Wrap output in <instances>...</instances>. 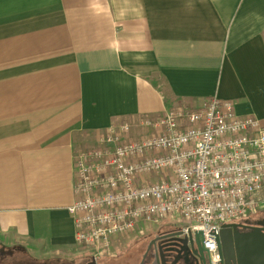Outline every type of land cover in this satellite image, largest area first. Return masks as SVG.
<instances>
[{
  "label": "crops",
  "instance_id": "0c3cea01",
  "mask_svg": "<svg viewBox=\"0 0 264 264\" xmlns=\"http://www.w3.org/2000/svg\"><path fill=\"white\" fill-rule=\"evenodd\" d=\"M213 96L264 127V0H0V244L72 257L76 151Z\"/></svg>",
  "mask_w": 264,
  "mask_h": 264
},
{
  "label": "built area",
  "instance_id": "2783aa9c",
  "mask_svg": "<svg viewBox=\"0 0 264 264\" xmlns=\"http://www.w3.org/2000/svg\"><path fill=\"white\" fill-rule=\"evenodd\" d=\"M73 171L77 248L110 255L116 239L160 221L186 237L200 232L218 264L222 225L264 209V127L213 96L111 123L76 151Z\"/></svg>",
  "mask_w": 264,
  "mask_h": 264
},
{
  "label": "flooded vegetation",
  "instance_id": "af4514ba",
  "mask_svg": "<svg viewBox=\"0 0 264 264\" xmlns=\"http://www.w3.org/2000/svg\"><path fill=\"white\" fill-rule=\"evenodd\" d=\"M239 226L219 231L218 264H256L252 248L264 244V209L248 218L234 222ZM0 264H210L207 252L194 238L184 236L179 227L161 224L136 231L131 238L112 248L110 255L95 258L89 249L77 248L70 258L37 259L18 246L0 250Z\"/></svg>",
  "mask_w": 264,
  "mask_h": 264
},
{
  "label": "water",
  "instance_id": "95a60500",
  "mask_svg": "<svg viewBox=\"0 0 264 264\" xmlns=\"http://www.w3.org/2000/svg\"><path fill=\"white\" fill-rule=\"evenodd\" d=\"M239 225L236 224V223H228V224H223L222 227H221V230H231V229H235L236 227H238ZM220 235L217 236V241L219 240ZM194 238L195 242L198 244L204 249L203 247V240H202V236H201V233L198 232L195 234L194 237H190V240ZM252 252L254 253L253 255H256V257L258 258L256 264H264V244L262 246H255L252 248ZM205 250V249H204ZM206 251V250H205Z\"/></svg>",
  "mask_w": 264,
  "mask_h": 264
},
{
  "label": "rangeland",
  "instance_id": "374dc122",
  "mask_svg": "<svg viewBox=\"0 0 264 264\" xmlns=\"http://www.w3.org/2000/svg\"><path fill=\"white\" fill-rule=\"evenodd\" d=\"M88 145H91V144H88ZM86 147V146H85ZM161 224H166L165 222H155V223H152V226H149V228L150 227H155V226H158V225H161ZM133 234H135V232H133V233H131V234H129V235H127L126 237H124V238H122V239H120L119 241H118V243H120L121 241H124V240H127V239H129V238H131V236L133 235ZM118 243H116V244H118ZM11 250V249H10ZM10 250H8V249H6L5 251H4V249L3 250H0V253H9L10 252Z\"/></svg>",
  "mask_w": 264,
  "mask_h": 264
}]
</instances>
